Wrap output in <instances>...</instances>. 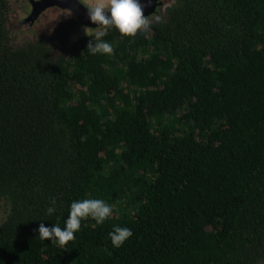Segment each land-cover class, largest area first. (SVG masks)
Here are the masks:
<instances>
[{
	"label": "trees",
	"instance_id": "1",
	"mask_svg": "<svg viewBox=\"0 0 264 264\" xmlns=\"http://www.w3.org/2000/svg\"><path fill=\"white\" fill-rule=\"evenodd\" d=\"M161 4L93 55L89 35L16 44L0 0V264L264 263V0ZM83 199L111 216L39 239Z\"/></svg>",
	"mask_w": 264,
	"mask_h": 264
},
{
	"label": "clouds",
	"instance_id": "2",
	"mask_svg": "<svg viewBox=\"0 0 264 264\" xmlns=\"http://www.w3.org/2000/svg\"><path fill=\"white\" fill-rule=\"evenodd\" d=\"M90 20L98 27H104L105 31H100L95 36L89 34L88 28L86 34L92 36L87 50L95 54H111L113 49L110 43L102 40L106 35L108 27H115L122 35L132 36L139 30L148 26V21L143 14L139 0H98L95 6H87ZM51 206L46 209L48 215L57 211L56 200H51ZM112 207L102 199H83L73 201L70 205L69 216L65 221V226L61 228L58 224L47 227L43 223L39 225L38 237L40 240L51 239L53 244L64 248L65 245L74 239V234L81 228V221L87 218L95 220L97 224H103L112 214ZM132 235L128 227L116 226L109 232L112 246L119 248L123 246Z\"/></svg>",
	"mask_w": 264,
	"mask_h": 264
},
{
	"label": "rangeland",
	"instance_id": "3",
	"mask_svg": "<svg viewBox=\"0 0 264 264\" xmlns=\"http://www.w3.org/2000/svg\"><path fill=\"white\" fill-rule=\"evenodd\" d=\"M82 2H86V6H95V4L98 2V0H81ZM171 1V0H168ZM19 2V3H18ZM105 4H107V0H104ZM11 3L15 9V11L12 14V29L16 32V44H21L24 41L28 40V38L31 40L39 38L38 36L35 37L34 33L41 34L42 32L49 34V36H52V34L55 32V35L59 36V41L61 44H65V46L73 40L72 35H70V31L74 29V23L66 18H63V16H60L59 9L56 7L49 8L44 12V14H41L40 17L35 21L34 29L30 30H24L23 34L20 32L21 23H19L18 18H24V16L27 14V6L22 2V0H11ZM24 6L23 10H19L18 14V6ZM17 9V10H16ZM22 9V8H21ZM19 15V16H18ZM17 16V17H16ZM156 15L152 14L149 17H146L148 24L153 22L154 19H156ZM81 34V32H79ZM75 38V37H74ZM60 45V44H59ZM64 46V47H65ZM9 206L5 201H0V224L5 220L7 214H8ZM264 264V263H261Z\"/></svg>",
	"mask_w": 264,
	"mask_h": 264
},
{
	"label": "flooded vegetation",
	"instance_id": "4",
	"mask_svg": "<svg viewBox=\"0 0 264 264\" xmlns=\"http://www.w3.org/2000/svg\"><path fill=\"white\" fill-rule=\"evenodd\" d=\"M81 1V0H80ZM22 2H24V4L27 6V14L24 16V18H18V21L19 23H21V28H20V32L23 34L24 30H30V29H34V25H35V21L40 17L41 14H44V12L46 10H48L49 8H52V7H56L58 8L59 10V13H60V16H63V18H66L65 20L69 19L71 20L73 23H74V29L72 30V32L70 31V35L74 36V37H79L81 35H87L86 34V29L88 28V32L89 34H93V33H97L98 31H101L104 29V27H98V26H90L88 24H85V23H81L80 22V19L78 18V16L73 12L71 11L70 9H64V8H61L59 6H52V7H48L46 8L39 16L37 19L31 21V20H27L28 19V16L31 14L32 12V9H33V5H32V2L31 0H22ZM82 2V1H81ZM167 2H169L168 0H162V4L161 6H164L167 4ZM19 3V2H18ZM85 6H86V2H82ZM160 6V7H161ZM24 6H18L17 7V11H18V14H19V10H23ZM22 8V9H21ZM159 8V7H158ZM19 16V15H18ZM17 17V16H16ZM149 17V16H148ZM154 20H158V17H156V19ZM79 32H81V34H79ZM35 34V37H39V38H42L44 39L48 45H52L53 48H54V51L56 53H59L62 51V49L64 48L65 44H61V42L58 40L59 39V36L55 35V32L52 34V36H49V34H46L44 32H42L41 34H38V33H34ZM16 35V33H15ZM72 37V38H74ZM28 40H30L28 38ZM60 44V45H59Z\"/></svg>",
	"mask_w": 264,
	"mask_h": 264
},
{
	"label": "water",
	"instance_id": "5",
	"mask_svg": "<svg viewBox=\"0 0 264 264\" xmlns=\"http://www.w3.org/2000/svg\"><path fill=\"white\" fill-rule=\"evenodd\" d=\"M33 9L27 20H35L46 8L52 6H59L64 9L73 11L81 23L90 26H98L93 23L89 17V10L80 0H31ZM142 11L145 17L154 14L162 0H139Z\"/></svg>",
	"mask_w": 264,
	"mask_h": 264
}]
</instances>
